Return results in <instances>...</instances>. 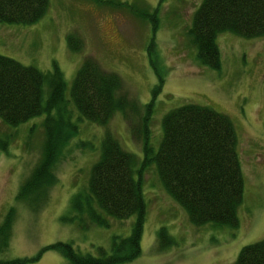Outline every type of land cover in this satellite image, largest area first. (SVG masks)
I'll use <instances>...</instances> for the list:
<instances>
[{
  "label": "rangeland",
  "instance_id": "obj_1",
  "mask_svg": "<svg viewBox=\"0 0 264 264\" xmlns=\"http://www.w3.org/2000/svg\"><path fill=\"white\" fill-rule=\"evenodd\" d=\"M200 1L48 0L44 14L31 23L0 22V53L45 73L58 66L67 96L83 57L91 55L86 59L117 72L118 94L126 92L129 99L153 104L147 121L153 150L161 136V117L176 105L188 101L209 105L233 121L244 180L236 209L239 223H191L183 206L164 190L155 164L147 160L139 166L145 206L141 252L119 264H232L242 245L264 237V35L217 32L219 65L202 64L189 35ZM43 86L45 96L48 88ZM65 105L71 109L68 114L77 130L62 145L52 166L57 180L41 195L46 201L33 208L15 196L41 153L43 113L16 125L0 118V136L8 140L7 151L0 149V222L8 210L14 213L8 245L0 250V264H16L5 262L17 257L24 260L17 264H70L63 252L47 246L58 240L69 241L76 251L98 255L99 245L108 249L111 236L130 233L136 220L131 213L127 218L109 216L107 224L81 225L83 220L72 209L70 196L84 189L104 130L138 155V160L144 156L143 143L130 133L129 117L118 110L98 124L80 117L71 102ZM129 120L138 125L137 115ZM161 225L174 239L160 251L155 241ZM37 252L38 258L33 259Z\"/></svg>",
  "mask_w": 264,
  "mask_h": 264
},
{
  "label": "trees",
  "instance_id": "obj_2",
  "mask_svg": "<svg viewBox=\"0 0 264 264\" xmlns=\"http://www.w3.org/2000/svg\"><path fill=\"white\" fill-rule=\"evenodd\" d=\"M48 3V0H0V22L31 23L44 14ZM192 16L189 35L201 63L209 67L218 66L220 61L217 32L229 30L250 37L264 35V0H201ZM90 56L81 59L67 96L65 78L58 66L45 73L0 53V118L16 125L43 113L41 125L45 132L41 153L15 196L28 201L32 208L46 201L45 195H41L57 180L52 166L59 159L62 145L77 130L65 101L75 105L80 117L98 124H104L115 110L129 118L137 115L139 121L135 125L128 118L130 133L142 140L143 158L138 160V155L125 149L105 129L98 157L89 166L84 189H76L70 196V205L79 211L82 226L90 222L107 224L109 216L127 218L133 213L136 220L130 226V233L112 235L108 249L97 247L98 255L76 251L69 241L58 240L47 246L63 252L70 264H119L137 256L141 252L139 242L145 211L139 166L143 167L147 160L155 164L164 190L183 206L191 223L237 225L236 209L243 196L244 180L232 119L221 110L198 102L176 105L161 117V136L158 147L153 150L147 122L152 114V102L129 99L126 92L118 94L120 75L86 59ZM43 84L48 88L45 96ZM142 106L144 114L139 112ZM7 141L5 136H0V149L6 150ZM31 198L37 200L34 202ZM13 215L8 210L0 222V250L8 245ZM167 230L161 225L156 231L155 247L160 251L174 239ZM20 261L24 260L17 257L5 263ZM232 264H264V237L242 245Z\"/></svg>",
  "mask_w": 264,
  "mask_h": 264
}]
</instances>
